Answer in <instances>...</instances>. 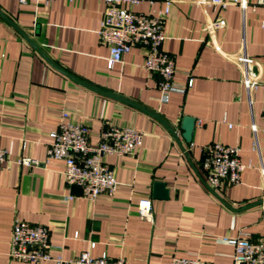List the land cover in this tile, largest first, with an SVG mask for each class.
I'll return each instance as SVG.
<instances>
[{"label": "crops", "instance_id": "0c3cea01", "mask_svg": "<svg viewBox=\"0 0 264 264\" xmlns=\"http://www.w3.org/2000/svg\"><path fill=\"white\" fill-rule=\"evenodd\" d=\"M163 6L155 0L131 8L155 14ZM104 8L103 0H0V12L54 65L141 107L71 79L0 17V148L8 155L0 165V264H55L8 256L15 219L46 226L51 254L64 258L90 251L93 257L121 256L126 264H169L172 255L232 264L234 247L225 238L241 230L252 240L264 238V88L244 87V67L235 62L237 54L253 59L250 70L264 82V4L252 10L171 3L162 46L174 57V81L184 85L191 77L193 83L166 101L160 99L158 76L143 66L141 46L107 67L109 49L99 38ZM217 18L224 26L214 29ZM63 111L88 127L91 144L110 125L143 131L133 154L104 157L118 183L113 195L90 201L66 183L63 161L46 163L50 132ZM150 113L178 129V140ZM184 117L195 119L190 141L182 137ZM212 142L237 145L241 161L252 163L239 184L207 187L202 147ZM21 157L38 164L22 165ZM156 181L165 183L167 197H153ZM144 198L152 201L150 219L137 213Z\"/></svg>", "mask_w": 264, "mask_h": 264}, {"label": "built area", "instance_id": "2783aa9c", "mask_svg": "<svg viewBox=\"0 0 264 264\" xmlns=\"http://www.w3.org/2000/svg\"><path fill=\"white\" fill-rule=\"evenodd\" d=\"M40 0H19L20 3ZM48 3L53 0H43ZM72 1V0H69ZM105 8L99 28V38L109 49L107 67L111 68L122 59L133 46H141L144 50V68L159 78L160 99L166 101L172 92L185 93L192 86L193 79L187 78L186 84L180 85L174 81L176 73L174 57L163 48L165 39V23L170 11V5L178 0H163L164 6L155 14L135 11L131 7L142 2L153 4L155 0H103ZM201 6L226 8L235 4L240 9L250 7L255 10L264 0L250 3L248 0H191ZM264 26V20L261 22ZM216 28L224 26V20L217 18L211 24ZM216 51L220 50L215 45ZM235 62L244 67L242 79L244 87L264 88L257 73L250 69L254 60L243 54L235 55ZM66 111L61 113L57 129L50 132L51 143L46 151V163L61 160L64 164L63 174L70 186L80 189L81 196L94 201L99 195H113L117 180L112 168L104 161L106 155L124 156L133 154L142 144L143 131L134 126L110 125L99 134L95 144L89 141V129L83 123H74ZM231 127V124L228 125ZM255 131L256 126L251 125ZM264 133V128L262 129ZM264 150V137L262 140ZM201 168L205 175V183L209 189L217 190L224 183L237 185L245 168L252 163L241 161L240 148L237 145L212 142L202 147ZM8 160L6 150L0 148V165ZM18 162L34 167L36 159L21 157ZM264 176V167L260 166ZM138 216L150 219L152 201L150 198L141 199L137 204ZM77 237V234L75 235ZM234 247L232 264H264V238L252 240L249 233L239 231L235 237L225 238ZM94 243H91V247ZM49 243L48 228L42 224H31L21 219H15L11 228L10 248L8 256L11 259L27 263L53 261L55 264H126L121 256L112 259L106 253L93 257L90 251H83L76 256L64 258L61 254L52 255ZM169 264H211L197 257H182L172 255Z\"/></svg>", "mask_w": 264, "mask_h": 264}, {"label": "water", "instance_id": "95a60500", "mask_svg": "<svg viewBox=\"0 0 264 264\" xmlns=\"http://www.w3.org/2000/svg\"><path fill=\"white\" fill-rule=\"evenodd\" d=\"M0 17H2L6 22H8L18 33H20V35H22L35 49L38 53H40V55L42 57H44V59L50 63L53 67H55L56 69H58L59 71L63 72L65 75H67L68 77H70L71 79L75 80L76 82L92 89L93 91H96L98 93L104 94V95H108V96H112L114 98L120 99L122 101H125L127 103H130L132 105H134L137 108H141L138 105H135V103H131L129 101H127L126 99H123L119 96H115L109 93H106L105 91L98 89L94 86H91L83 81H81L80 79L74 77L73 75H70L69 73H67L66 71L60 69L59 67H57L56 65H54L44 54L43 52L27 37V35L21 31V29H19L14 23L13 21H11L6 15H4L2 12H0ZM149 112V111H148ZM153 116H155L157 119H159L163 125L167 128V130L170 132V134L176 139L178 140V129H174L173 127H171L170 125H168L165 121H163L159 116L155 115L154 113H150ZM194 122L195 119L192 117H184L182 119L181 122V126L180 129L182 130V137H184V139L186 141H190L192 138V132L194 129ZM152 195L155 198H165L168 195V190L165 187V183L161 182V181H156L153 183V189H152Z\"/></svg>", "mask_w": 264, "mask_h": 264}]
</instances>
